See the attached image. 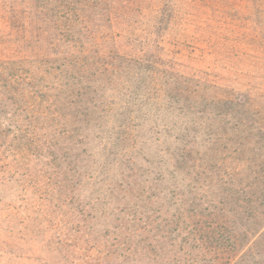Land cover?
<instances>
[{
  "label": "trees",
  "instance_id": "1",
  "mask_svg": "<svg viewBox=\"0 0 264 264\" xmlns=\"http://www.w3.org/2000/svg\"><path fill=\"white\" fill-rule=\"evenodd\" d=\"M144 2L0 0V226L26 260L219 264L229 214L264 228L260 148L245 158L263 126L198 67L226 6Z\"/></svg>",
  "mask_w": 264,
  "mask_h": 264
},
{
  "label": "rangeland",
  "instance_id": "2",
  "mask_svg": "<svg viewBox=\"0 0 264 264\" xmlns=\"http://www.w3.org/2000/svg\"><path fill=\"white\" fill-rule=\"evenodd\" d=\"M166 1L163 7L167 13L174 5H178L182 11V0ZM161 2L162 0H145L143 11H148L149 6L156 9ZM214 3L217 9L224 5L226 9L225 12L218 11L216 18H212L209 32H207L208 28L203 32L204 43L199 44L200 51L197 52L201 59L198 67L213 84L220 86L217 91L219 97L227 96L241 100L247 105L244 117L251 124L261 123L263 131L257 136L258 138L250 136L251 145H247L245 158H255L253 150L260 148L261 155L258 161L259 164L264 165V0H215ZM153 14L154 12L146 18H153ZM140 16L138 18H141ZM181 19L182 12L177 18H172V22L181 29H176L173 34H178L179 31L182 34ZM14 42L15 40L12 39L4 45L6 46L2 50L4 57L13 55L12 50L17 46ZM0 48L3 46L1 45ZM20 56L23 58L24 55ZM260 183L263 184L261 188H253L251 194L264 195V180ZM10 200L8 198L6 202ZM20 203L18 201L15 204L20 205ZM251 213L255 214V212L246 214L233 212L228 215L229 220L234 222V232L238 240L233 244V251L231 249L227 255L229 250H226V254L219 257V264H264V228L253 231L248 227L252 222L248 220ZM4 219V213H0V220ZM1 225L3 228L0 226V241L12 243L0 246V264H41L44 255H40V252L35 253L33 255H38L39 260L34 262L26 260L31 256L28 251L31 247L26 246V240L22 241L19 236L16 237V232L13 234L16 238L11 237V234L5 230L6 223ZM186 253L182 246V260L187 259Z\"/></svg>",
  "mask_w": 264,
  "mask_h": 264
}]
</instances>
